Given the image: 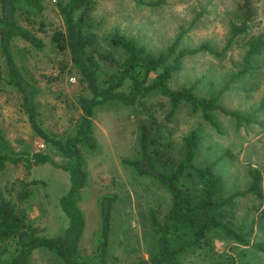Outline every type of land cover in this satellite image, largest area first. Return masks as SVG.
I'll return each instance as SVG.
<instances>
[{"label": "rangeland", "instance_id": "rangeland-1", "mask_svg": "<svg viewBox=\"0 0 264 264\" xmlns=\"http://www.w3.org/2000/svg\"><path fill=\"white\" fill-rule=\"evenodd\" d=\"M57 0H41V16L21 13L18 24L35 34L42 45L34 48L23 40L11 43L13 58L21 73L37 88L34 97L40 125L49 134L63 138L72 134L79 116L77 97L85 94L75 70L64 50L56 48L51 36L63 31V23L55 7ZM145 2L151 0H143ZM241 0H161L154 6L135 4L133 0H94L89 14L96 36L95 48L122 58L119 49L109 45V37L116 31L131 38L150 54H157L183 30L179 47L192 48L206 43L220 50L229 37L228 24L238 22L237 7ZM253 18L246 32L234 37L218 57L199 52L182 59L181 68L172 73L168 87L177 89L193 82L197 97L214 94L227 76L240 65L245 41L251 35L264 37V0H251ZM102 65V64H101ZM255 69L230 84L218 103L225 109L246 112L257 106L264 93V53L253 61ZM104 77L111 71L103 66ZM160 102L157 114L168 108L166 99L156 92L148 94L133 106L105 102L93 109L91 133L96 140L94 150L82 149L86 181L79 192L77 207L82 214L84 228L78 243V255L91 261L99 236L98 201L101 196L113 195L110 230L105 256L106 264H126L147 258L154 251L155 231L149 213L160 221L170 206L168 193L154 180L137 176L124 166L122 158L138 155L137 122L146 114L145 107ZM218 124L211 128L186 103H180L167 122L165 140L170 142L169 165L181 157L182 137L190 130L198 135L193 163L197 166L219 157L215 170L221 176L225 191L231 193L248 184L247 169L255 167L261 173V198L245 195L236 199L233 224L245 232L249 242L264 245V111L258 113L262 125L236 127L234 120L218 111L210 112ZM0 132L7 148L25 157L40 151L58 163L57 151L43 146L31 132L20 108L18 94L5 81V68L0 57ZM68 186L67 173L59 167L44 163L29 168L22 163L7 165L0 170V193L14 208L23 213L28 223L40 235L61 234L66 218L58 207V198ZM14 251L11 239H0V259ZM264 264V254L249 246L228 239H216L210 250L189 254L184 264ZM29 264H62L45 250H34Z\"/></svg>", "mask_w": 264, "mask_h": 264}, {"label": "trees", "instance_id": "trees-1", "mask_svg": "<svg viewBox=\"0 0 264 264\" xmlns=\"http://www.w3.org/2000/svg\"><path fill=\"white\" fill-rule=\"evenodd\" d=\"M133 1L147 6L161 2ZM93 3L94 0L55 2L64 30L54 32L51 41L56 48L66 52L70 65L85 90V94L77 97L79 116L72 134L60 138L49 134L40 125L34 104L38 90L21 73L11 51L14 39H21L34 48L42 45L35 34L20 26L17 21L21 13L39 18L42 2L0 0V57L4 62L5 81L18 94L20 108L31 132L43 146L54 148L62 159L61 163L55 162L50 155L40 151L28 157L22 152L13 153L7 148L0 132V170L17 163H22L25 168L47 163L61 168L68 177L67 189L58 198V207L66 218V226L61 234L53 236L38 234L28 223L26 216L15 212L0 193V239H11L14 242V251L6 259H0V264H29L34 250L48 251L62 264H106L111 207L115 199L113 195L101 196L98 201L99 236L91 261L81 258L77 253L84 228L82 214L77 207L79 192L86 181L82 149L96 148V140L91 133V117L96 106L105 102L133 106L152 92L166 99L168 108L163 114H157V110L152 111L151 108L159 107L160 110V102L145 107V116L137 122L138 155L134 159L122 158L120 162L137 176L148 177L158 183L168 193L170 206L160 221L149 213L156 236L153 253L147 258H138L126 264H184L183 260L189 254L202 249L210 250L216 239L232 240L264 254L263 243L249 242L245 238L251 234V225L242 233L241 226L233 224L237 198L248 194L256 198L262 196L259 169L249 167L247 186L227 193L221 176L215 170L219 157L201 166L193 163L198 146V135L194 130L182 137L181 157L174 165L168 164L171 144L164 137L167 122L180 103H186L192 112L199 111L201 118L216 131H219L218 124L211 116V111H218L232 118L236 127L262 125L258 113L264 111V93L257 106L244 113L225 109L218 103L222 93L230 89L231 83L255 69L253 61L264 53V37L261 35L247 38L239 67L227 76L214 94L200 98L195 96L192 90L196 80L177 89L168 87L172 73L181 68L184 57L199 52L218 57L234 37L247 31L254 14L251 0H241L236 8L238 22L228 24L229 37L218 51L206 43L192 48L179 47L178 41L183 33L180 30L165 50L150 54L131 38L114 31L108 42L121 51V59L96 50V36L89 20ZM103 66L110 67L111 71L101 78L106 71Z\"/></svg>", "mask_w": 264, "mask_h": 264}]
</instances>
